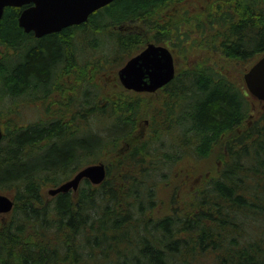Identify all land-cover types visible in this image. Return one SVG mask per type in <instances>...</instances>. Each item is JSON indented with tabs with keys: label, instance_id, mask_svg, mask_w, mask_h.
<instances>
[{
	"label": "trees",
	"instance_id": "1",
	"mask_svg": "<svg viewBox=\"0 0 264 264\" xmlns=\"http://www.w3.org/2000/svg\"><path fill=\"white\" fill-rule=\"evenodd\" d=\"M194 1L114 0L87 22L40 38L19 27L22 8L4 9L0 46L10 50L0 54V105L49 97L50 77L72 66V42L80 53L75 65L99 81L56 103L53 119L5 130L0 191L14 189L15 201L12 220L0 222V264H264V114L241 130L251 115L243 87L208 65L192 66L146 110L143 94L110 90L100 77L142 41L137 30H105L142 18L153 20V43L177 52L217 47L241 64L264 54V0H203L201 9ZM176 2L189 3L175 9ZM43 109L52 111L50 103ZM146 116L145 134L131 144ZM218 145L222 167L186 201L175 191L162 213L158 190L171 182L172 168L208 159ZM107 157L101 184L83 180L76 196L43 202L45 185Z\"/></svg>",
	"mask_w": 264,
	"mask_h": 264
},
{
	"label": "rangeland",
	"instance_id": "2",
	"mask_svg": "<svg viewBox=\"0 0 264 264\" xmlns=\"http://www.w3.org/2000/svg\"><path fill=\"white\" fill-rule=\"evenodd\" d=\"M194 1V0H193ZM199 8H203L208 5L205 4L203 0H197ZM208 1V0H207ZM211 1V0H210ZM189 2H180L174 3L172 6L177 9H182L187 7ZM193 4H196L194 1ZM223 5V4H222ZM169 10H165V13H168ZM189 11L193 12L192 7H189ZM157 17V16H156ZM155 20V19H154ZM152 19L142 18L133 22H124L118 26L110 27L105 30V33H126L129 29L134 31H138L141 35V42L136 48H132L130 51V55H135L138 53L147 43L154 42L153 34L155 29L152 25ZM193 29V28H192ZM195 30V29H194ZM93 35H96L97 32L89 30ZM74 44V52H73V61L72 66H68L67 70H61L60 72H56L52 77H50L51 81V90L53 91L48 97H38L33 100H29V97L22 96L14 99L13 104L14 110L9 106V102L0 105V128L5 134V130H12L13 126H15V122H19V124L30 125L35 123L44 122L54 118V114L56 113L57 105L56 103H67L71 102L72 99L76 98L77 94L80 93L82 87L88 86L91 89V85L98 83L99 77L93 76V72L90 68L85 66V71L79 66H76L79 63L80 58L78 55V50L76 42H72ZM84 45H81L83 49ZM10 50L5 46H0V54L7 53ZM172 51V55L174 58L175 71L176 74L191 68L192 66L199 65H208L212 67L214 70L221 72L222 74L228 76L229 78L236 81L241 87H243L244 91L248 93L245 83L243 80L244 73L248 70V68L252 65V63H236L228 58L224 57L222 53L219 51L217 47L208 48V47H196L195 49H189L187 52L181 53L177 52L176 49L170 48ZM87 54L90 52L86 50ZM23 53V52H22ZM22 55V54H21ZM21 59V57H13V60ZM79 60V61H78ZM82 61V60H81ZM76 64V65H75ZM114 67V66H113ZM107 70L105 73L100 74V77L104 79L102 81L104 85L108 89H115L118 87L117 85H121L118 81L117 77V69ZM85 73V74H83ZM58 74V75H56ZM118 83V84H117ZM46 85H43L41 91L46 89ZM104 87V86H103ZM80 88V89H79ZM105 88V87H104ZM106 89V88H105ZM80 90V91H79ZM125 90V89H124ZM126 92H132L127 91ZM41 92V93H42ZM143 94L142 97L146 100V110L151 109V107L155 104H161L163 94L161 90H158L154 93H139ZM79 95V94H78ZM250 95V94H249ZM71 97V98H70ZM50 103L51 112L46 113L43 109L47 104ZM250 104H251V115L248 117L247 121L241 127L243 130L245 127H250L255 121L258 120L259 116L264 114V102H260L256 100L253 96L250 95ZM149 117L142 118L138 123V130L134 135V139L131 141V144L136 143L139 139L143 137L146 131V126L148 124ZM15 128V127H14ZM245 128V129H246ZM244 129V130H245ZM88 138L93 139L92 134L88 135ZM139 138V139H138ZM125 146V145H124ZM128 147V145L126 146ZM222 153V147L218 145L212 151L211 156L204 160H192L190 158L185 159L180 164L172 168V176L170 178L171 182L168 184H160V188L158 190L159 199L164 201L162 207V213L169 211L170 200L174 196L180 199L181 202L186 201L185 198H189L194 192V188L203 187V182L208 180V177L211 174H214L218 169L222 167V158H220V154ZM108 159L111 160V157H107L101 160V163L104 165H108ZM97 163V162H96ZM74 173L67 179L72 178ZM66 179V180H67ZM65 181V180H64ZM63 182V181H62ZM61 183V182H60ZM55 186H52L51 183L45 185L41 190V196L44 203L50 202L54 196H50L48 191ZM191 190L190 192H186ZM9 196L12 200H14V189L6 190V192H1ZM76 192H72L73 196H76ZM15 201V200H14ZM180 202V203H181ZM18 204V203H17ZM11 213V212H10ZM0 215V222L7 225L12 220V213L10 214Z\"/></svg>",
	"mask_w": 264,
	"mask_h": 264
},
{
	"label": "water",
	"instance_id": "3",
	"mask_svg": "<svg viewBox=\"0 0 264 264\" xmlns=\"http://www.w3.org/2000/svg\"><path fill=\"white\" fill-rule=\"evenodd\" d=\"M114 0H0V20L6 7L22 8L18 25L25 33L40 38L51 33L87 22L95 11ZM174 58L170 49L153 42L147 43L138 53L131 56L118 70L121 86L135 93H154L175 77ZM243 80L248 93L256 100L264 102V54L244 73ZM3 131L0 128V141ZM106 178L103 163L87 165L77 171L72 178L48 191L50 196L59 193L76 192L83 180L92 185L101 184ZM14 201L0 193V215L8 214Z\"/></svg>",
	"mask_w": 264,
	"mask_h": 264
},
{
	"label": "flooded vegetation",
	"instance_id": "4",
	"mask_svg": "<svg viewBox=\"0 0 264 264\" xmlns=\"http://www.w3.org/2000/svg\"><path fill=\"white\" fill-rule=\"evenodd\" d=\"M33 35V34H32ZM34 36V35H33Z\"/></svg>",
	"mask_w": 264,
	"mask_h": 264
}]
</instances>
